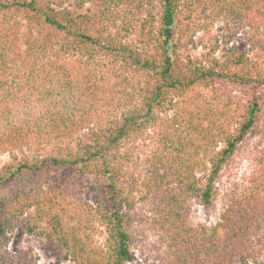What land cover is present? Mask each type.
I'll list each match as a JSON object with an SVG mask.
<instances>
[{
	"label": "trees",
	"instance_id": "trees-1",
	"mask_svg": "<svg viewBox=\"0 0 264 264\" xmlns=\"http://www.w3.org/2000/svg\"><path fill=\"white\" fill-rule=\"evenodd\" d=\"M209 25L220 54L183 53ZM253 139L263 180L264 0H0V154L32 153L0 167V264H38L9 248L31 208L69 264H129L138 200L165 264H261L253 192L190 215Z\"/></svg>",
	"mask_w": 264,
	"mask_h": 264
},
{
	"label": "rangeland",
	"instance_id": "rangeland-1",
	"mask_svg": "<svg viewBox=\"0 0 264 264\" xmlns=\"http://www.w3.org/2000/svg\"><path fill=\"white\" fill-rule=\"evenodd\" d=\"M216 25H209L208 29H201L196 32L186 30L184 34V45L181 49L183 53L190 54L193 58H203L209 50L216 48L217 54L221 52L222 42L216 41L220 35ZM257 140L253 139L243 147L236 159L229 164L221 174L217 183V189L213 203L211 205H201L191 202L190 215L194 223L213 224L219 216L224 203L229 201L231 196L237 194L249 196L254 193L257 200L259 212L264 217V179L260 176V170L256 164ZM259 145V143H258ZM32 153L27 149H17L13 154L4 152L0 154V167L9 164H17L24 158H29ZM144 155H140L142 159ZM93 184V176H89ZM262 180V181H261ZM258 184V185H257ZM89 197L94 194L91 189ZM138 196V194L136 195ZM135 229L137 240L133 246L134 259L129 264H165L163 258V247L159 242V232L152 225V212L148 206L138 200L136 206ZM143 212V213H141ZM44 224H39L33 220V209L27 210L18 221L16 229L12 233L9 244L11 250L28 251L37 258L38 264H69L65 251L60 248L55 241H50L40 232L44 229ZM263 235L260 237L262 254L261 264H264V223L261 225ZM105 236L103 228L96 235L97 240L102 241Z\"/></svg>",
	"mask_w": 264,
	"mask_h": 264
}]
</instances>
